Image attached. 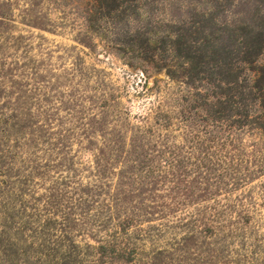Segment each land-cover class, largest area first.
Masks as SVG:
<instances>
[{"label": "rangeland", "instance_id": "rangeland-1", "mask_svg": "<svg viewBox=\"0 0 264 264\" xmlns=\"http://www.w3.org/2000/svg\"><path fill=\"white\" fill-rule=\"evenodd\" d=\"M0 264H264V0H0Z\"/></svg>", "mask_w": 264, "mask_h": 264}]
</instances>
